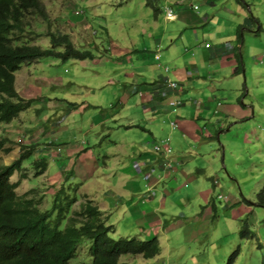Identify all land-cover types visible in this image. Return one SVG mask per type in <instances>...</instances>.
<instances>
[{
  "label": "rangeland",
  "instance_id": "obj_1",
  "mask_svg": "<svg viewBox=\"0 0 264 264\" xmlns=\"http://www.w3.org/2000/svg\"><path fill=\"white\" fill-rule=\"evenodd\" d=\"M41 1L48 21L37 18V23L33 22L32 30L36 32L33 43L47 48L49 38L46 33L59 31L68 34L76 47L90 50L93 59L61 62L42 58L16 72L15 88L18 93L25 99H35L17 119L9 124H0V138H6L4 147L9 148L8 153L0 151V166L13 162L21 147L34 145L31 156L22 162L21 172L14 171L9 179L11 183L20 182L17 194L22 195L29 188L37 190L36 197L42 195L40 198H43L38 207L42 210L50 206L54 192L62 186L66 197L76 198L73 211H79L81 203L90 200L106 219L108 216V222L114 226V237L157 238V256L144 259L140 255H124L120 261L125 264H264V207L258 205L257 198L264 184V0H209L214 7L205 5L203 0H156L160 10L158 23L153 21L155 15L145 4L146 0ZM165 3L172 4L177 19H164L161 8ZM193 5H197V9H193ZM204 9L209 16L206 26L194 22L187 25L184 30L187 41L183 50L198 45L190 33L200 32L202 28L213 32L224 29L222 33L227 36L230 32L234 34L231 36L233 42L224 44V55L229 54L226 60L239 65L240 71H235L234 76L229 75L228 80H221L228 88L223 87L225 90L216 92L223 101L219 109L228 110L226 116L231 119L218 122L211 131L214 138L210 142L213 143L215 160L208 157L203 169L193 168V174L200 183L181 182L177 188L169 185L164 194L169 199L176 196L175 208L166 207L167 203L165 208L160 207V203L156 207L152 201H139L141 193L132 196L127 189H122L119 178L125 174L115 171L116 166L103 167L108 160L96 155L98 144L108 151V139H124L114 122L102 121L106 113L114 114L122 106V101L118 100L120 94L112 99L108 97L109 91L114 89L105 81L116 80L113 81L115 87L121 88L138 77L128 75L135 69L141 70L140 75L145 79L161 72L155 61L152 65L143 58L135 61V55L139 58L142 51L133 53L130 61L122 55L132 50V42L134 49L149 45L154 47L152 36L153 39L161 38L162 31L166 30L169 34L182 28L183 24L186 25L181 19L183 17L187 20V17L198 16L199 13L204 22L201 16ZM74 11L80 13L81 22L74 20ZM213 15L215 18L210 21ZM231 20L233 29L229 30ZM215 23L217 26L213 27ZM206 42L211 44L213 40L207 38ZM137 87L144 91L142 83ZM226 95L231 97L230 101L225 99ZM68 101L77 104L71 109L66 103ZM174 121L176 127L172 129L168 125L170 132L163 140H168L175 151L182 152L179 141L184 140L183 133L187 137L191 131L179 126L180 121L177 122L176 118ZM43 126H46V132L38 137L43 133ZM105 127L110 129L104 130ZM204 143L209 142L206 140ZM76 146L90 156L81 155L83 160L77 159L72 172H69L68 156L80 151H76ZM211 147L207 145V152ZM70 148L74 151L68 152L67 156L66 151ZM115 150L120 151L116 162L121 167L125 166L129 161L127 156L131 155L129 142ZM199 151L205 152L195 147L189 154L196 156ZM171 155H174L173 151ZM42 157L46 169L41 173V168H36L33 161ZM134 160L137 162V159ZM81 163L85 166H80ZM108 163H113V160ZM173 167L176 172L171 174H178L179 169L175 165ZM115 172L121 174H113ZM133 180L141 183V192L146 191L141 175ZM83 183L86 185L83 186ZM179 187L182 189L178 191ZM104 195H110L105 200L109 201V206L102 203ZM192 202L193 206L189 208L188 204ZM136 204L148 206L158 216L160 212L164 213V220L157 225L151 223L154 219H146L144 215L149 211L141 212ZM202 206H211L212 210L204 214ZM134 212L140 214L137 220L130 216ZM180 212L187 220L184 225ZM245 218L254 235L252 239H243L238 235L239 220ZM236 249L237 255L228 262V257ZM69 264H90L85 246L77 251Z\"/></svg>",
  "mask_w": 264,
  "mask_h": 264
},
{
  "label": "trees",
  "instance_id": "obj_2",
  "mask_svg": "<svg viewBox=\"0 0 264 264\" xmlns=\"http://www.w3.org/2000/svg\"><path fill=\"white\" fill-rule=\"evenodd\" d=\"M156 2H145L154 15L160 12ZM171 5L165 3L162 6L164 17L167 10L174 13ZM74 15V20H81L78 11ZM37 18L48 21L40 0H0V124H9L17 119L19 114L31 107V101L35 100L23 98L14 88L15 74L23 66H30L42 58L61 62L93 59L90 50L76 47L68 34L59 31L46 33L49 38L47 48L34 44L36 32L32 30V26L33 22L37 23ZM153 55L164 76L142 84L146 92L153 93L155 100H165L167 105L171 100L178 102L173 106L176 107L174 112L168 106V112L174 114V117L185 101L178 96V82L166 75L169 68L159 62L158 53L153 51ZM143 59L147 60V57ZM169 81L176 83L174 88L167 87ZM137 90L140 87L134 88L135 94ZM66 103L71 109L77 104ZM171 121L175 122L170 120L169 123ZM41 129L43 133L38 134V137L44 135L46 126ZM159 141L152 142V147ZM6 142L5 137L0 138V151L3 153L9 152V148L4 147ZM33 148V143L21 147V152L13 162L0 166V264H69L83 246L90 264H125L120 261V257L124 255H140L144 259L158 255L159 244L156 237L147 240L128 236L114 237V226L108 222V216L106 219L90 200L81 203L79 211H73L76 198L66 197L62 186L54 192L50 206L42 210L38 207L43 198L36 197L37 190L32 189L18 196L15 189L19 182L10 183L9 179L14 171L21 169L22 162L31 156ZM162 159L163 156L159 154V164ZM33 165L40 167L41 173L46 169L44 157L34 160ZM72 170L73 167L69 172ZM257 198L258 205L264 207V184ZM238 235L243 239L254 238L247 218L239 220ZM237 249L228 257V262L237 255Z\"/></svg>",
  "mask_w": 264,
  "mask_h": 264
},
{
  "label": "crops",
  "instance_id": "obj_3",
  "mask_svg": "<svg viewBox=\"0 0 264 264\" xmlns=\"http://www.w3.org/2000/svg\"><path fill=\"white\" fill-rule=\"evenodd\" d=\"M203 2L205 3V5L210 4L214 7V3L209 0H203ZM201 16L204 22L201 21L199 13L198 16L187 17V20L183 17L181 19L183 22L186 23V25L183 24L182 28H178L175 32L169 34H167L166 30L164 32L162 31L161 38L153 39L152 36V40H154V47L149 45V47L143 46L138 49H134V43L132 42L130 44L132 50L126 51L122 55L125 58H128V60L130 61V56L133 53L135 55V53L143 51L144 54L140 53L139 57H147V60L145 61L148 64L152 65L155 61L153 55V50L155 48L154 51L158 53L159 62L167 66L170 70L166 75L172 80H176L178 82V96L184 99L185 101L184 104L178 109V112L175 114L176 116L173 117L174 114H170L168 112L169 109L165 100H155V98L153 97V93L146 92L147 90L145 89L144 91H141L144 93H142V95L140 96L134 93V88L138 84L143 82L151 83L152 81L163 77L164 73L162 72V70L161 72L158 71L156 75L154 73L153 75H150L147 77V79H145L142 75H140L142 71L139 69L137 70L135 69V67H133L136 71L130 72L128 75L131 78H134V76L138 77L134 78L132 81H129V84L127 86L125 85L121 88L120 86L119 88L115 87V82L113 81L116 80H107L108 82L105 81V84L109 83L108 85H110V88L113 87L114 89L109 91L108 97L112 99L113 96L116 97L118 94H120L118 95V100L122 101V106H120L119 109L115 110L114 114L108 115V113H106L102 121L107 122L108 120V122H114L115 126L118 128L119 134L123 136L125 140L119 139L110 141V139H108L110 143L109 146L106 147L109 149H107L108 151L104 150L101 144H98V148L96 149L98 150V152L96 153V155L103 156L106 160H108L107 162L103 163V167L116 166L114 167L115 171L120 170L123 174H125L121 175L119 178L120 187L122 189H127L129 195L132 196L139 195L141 193L142 195L139 198V201H152V203H155L156 207L158 206V203H160L159 206L165 208V204L167 203L166 207L169 206L175 208L173 204L176 199V196H173L171 197V199H169L167 195L164 194V190L169 189V185L176 186L177 188L181 182H183L184 184L192 183V185L200 183L199 180L196 179L193 174V168H195V170L203 169L205 159L208 157L215 160L216 155H212L214 153L213 143L210 142L214 138L211 135V131L214 129L218 122L231 119V117H228V115L226 116V112L228 110L224 108L219 109L223 101H221L219 95L216 94V92L217 90H225V88L223 87H227V85L221 80H228L229 75L234 76V74L236 73L235 71H240L239 65L236 66L233 61L231 63L226 60L227 58H229L230 55H224V44L226 42H233L231 40V36L233 37L234 34L231 35L230 32L227 36L222 33L224 32V29L213 32L209 31L208 29L205 30L202 28L200 32L195 31L190 33V35L195 37L194 43L198 41V45L194 48L188 49L187 47L183 50V47L185 46V41H187L186 33H184V30L187 29V25L193 22L201 24L200 26H206V19H209L207 9L202 10ZM214 18L215 17L213 15L210 21H213ZM164 19L166 20L165 17ZM175 19L177 18L175 17L174 19L169 20ZM153 21L155 23H158L160 21L158 14H155V16H153ZM79 22L81 21L79 20ZM216 26L217 24L215 23L213 27ZM232 29L233 23L231 20L229 30ZM207 38H211L213 40V43H207ZM203 43L208 44L209 47L206 48ZM163 46L167 49H165ZM136 56L138 55H135L134 58L137 62L140 59L138 57L136 58ZM132 65L135 66L134 63ZM154 65L156 66V64ZM103 86L104 85L102 84V87ZM226 96L228 97H226L225 99L227 101H230L229 99L231 97L229 95ZM80 110L86 109L81 108ZM174 118L177 119V122L180 121L179 126L191 131L190 135H188L187 137H185L183 133L184 140L179 141L182 152L175 151V147L172 148L174 153V155H172L171 157L172 166L175 165L177 169H179L178 174H174L176 172L175 169L171 171H162V168L159 164V155H155L152 152V142L162 140L163 138L168 137V133L170 132V127L168 126V124L169 121L174 120ZM109 129L110 127L104 128V130ZM172 133L173 132L169 134L171 140ZM206 140L209 143H204ZM127 141L129 142L131 155L127 156V160H129L127 164L121 167L120 164L116 162L117 158L120 157V151L115 149L122 145H126ZM207 145L212 146L208 149L210 150L208 152ZM171 146H173V144ZM195 147H198V150L204 149L205 152L203 153L202 151L200 153L199 151L196 156L193 153L189 154V151ZM75 148L76 151H80L76 153L74 149L71 148L70 150L68 149L66 151L67 156L69 155L68 152L71 153L74 151L73 153H75L72 154V156H68L69 169L71 166L73 167V164L74 166L76 165L77 159L83 160L80 157L81 155L90 156V154H85L86 151L81 150V147L78 148L76 146ZM109 151L113 153H110ZM134 159H137V162ZM112 160L113 163H108L112 162ZM190 160L192 162H190ZM135 163H138L140 167H136ZM118 165L120 167L117 169ZM80 166H85V163H81ZM171 172L174 173L171 174ZM91 174H94V171L90 173V176ZM113 174L121 173L115 172ZM126 174H129L131 178L125 177L127 176ZM140 175L143 181H145L144 187L146 186V191L144 192H141V183L133 180L135 176L139 177ZM85 185L86 183H83V186ZM183 187L186 188L185 185ZM181 189L182 188L179 187L178 191ZM109 196L110 195L103 196L104 201H102V203H106L107 206H109V201L105 200ZM192 206L193 202L188 204L189 208H191ZM136 207L139 208L141 212L149 211L147 213L149 214V217H147V214L144 215L146 216V219H154L153 221H151V223L155 225L163 221L165 218L164 213L160 212L158 216L154 212H151V209L146 205L142 207L140 204H136ZM202 208H204V210H202L204 211V214H207V210H210L208 206H202ZM154 211H156V209H154ZM139 215L140 214H136V212H134L130 216L131 218L134 217L133 220H137L139 218ZM181 218L184 219V223L182 221V225H184L187 220H185L186 218L183 213H181ZM189 221H192V219H190Z\"/></svg>",
  "mask_w": 264,
  "mask_h": 264
},
{
  "label": "built area",
  "instance_id": "obj_4",
  "mask_svg": "<svg viewBox=\"0 0 264 264\" xmlns=\"http://www.w3.org/2000/svg\"><path fill=\"white\" fill-rule=\"evenodd\" d=\"M193 8L196 9V6H194ZM166 17L167 18H173V13H171L170 10H167L166 11ZM205 46L208 47L207 44ZM175 85H176V83L169 81L167 84V87L171 89V88H174ZM177 103L178 102H175L173 100H171V102L169 103V106L172 108L173 112L176 109V107H173V106H175V104H177ZM169 125L172 128L176 127V123L173 121H171L169 123ZM152 150H153V152H155L157 154H161L163 156V159L160 162V166H161L162 170L163 171H171L173 169L172 168L173 166L171 163V159L169 158L171 156V153H172L169 141L168 140H160L159 143H155L153 145Z\"/></svg>",
  "mask_w": 264,
  "mask_h": 264
},
{
  "label": "clouds",
  "instance_id": "obj_5",
  "mask_svg": "<svg viewBox=\"0 0 264 264\" xmlns=\"http://www.w3.org/2000/svg\"><path fill=\"white\" fill-rule=\"evenodd\" d=\"M41 1V0H40ZM42 2V1H41ZM42 4H43V2H42ZM44 5V4H43ZM194 6H196V9H197V5H193V7ZM194 9V8H193ZM75 12V11H74ZM77 12V11H76ZM176 17V15L173 13V18H167V17H165L167 20H169V19H174ZM206 44H204V46H205ZM208 45V44H207ZM206 47V46H205ZM208 47H209V45H208ZM208 47H206V48H208ZM225 51V50H224ZM38 62V61H37ZM31 66V65H30ZM26 67V66H25ZM15 83H16V77H15V82H14V88H15ZM135 87V86H134ZM136 88V87H135ZM15 90H16V88H15ZM17 91V90H16ZM18 92V91H17ZM137 92V94H140V95H142V93H141V91L140 90H137L136 91ZM19 94V93H18ZM20 95V94H19ZM69 102V101H68ZM169 106V105H168ZM169 125V124H168ZM173 129V128H172ZM163 140V139H162ZM50 144V143H49ZM47 149V148H46ZM152 152H153V150H152ZM154 154H156V155H159V154H157V153H155V152H153ZM170 159H171V157H170ZM171 163H172V159H171ZM173 169H174V167H172ZM172 169V170H173ZM70 170V169H69ZM163 171V170H162ZM16 172H21V169L19 170V171H16ZM25 173H21V175H24ZM13 176V175H12ZM22 177H24V176H22ZM11 178V177H10ZM9 182H10V180H9ZM15 182H17V181H15ZM15 182H13V183H15ZM11 183V182H10ZM20 183V182H19ZM19 186V185H18ZM17 189V188H16ZM16 189H15V192H16V194H17V191H16ZM29 190H32V188H29ZM28 190V191H29ZM27 192V191H26ZM25 193H23L22 195H24ZM18 195V194H17ZM22 195H18V196H22ZM29 196V195H28ZM40 196H42V195H40Z\"/></svg>",
  "mask_w": 264,
  "mask_h": 264
}]
</instances>
